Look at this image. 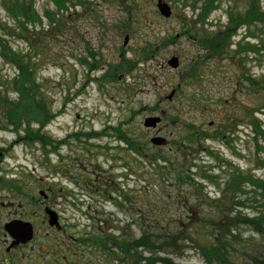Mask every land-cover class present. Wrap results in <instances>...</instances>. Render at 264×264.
<instances>
[{
  "label": "rangeland",
  "instance_id": "374dc122",
  "mask_svg": "<svg viewBox=\"0 0 264 264\" xmlns=\"http://www.w3.org/2000/svg\"><path fill=\"white\" fill-rule=\"evenodd\" d=\"M29 1L0 0V90L17 110L11 81L19 67L9 56L19 53L35 67L29 89L51 116L44 124L27 123L23 114L11 121L0 107V264H264V220L238 221L239 238L223 261L210 262L203 247L180 233L187 223L178 218L187 214L188 227L201 230L198 240L209 242L207 222L231 202L200 201L194 210L179 205L177 176L163 181L158 170L165 162L154 155L185 174L189 168L202 187L196 191L186 178L177 183L200 198L218 199L222 189L232 197L226 184L237 171L264 180V133L255 129L264 130V90L253 91L244 78L264 76V23L229 20L231 11L234 17L245 11L247 0H214L211 8V0H68L67 10L57 0H33L38 18L21 22ZM159 1L168 4L169 16L159 12ZM226 32L234 41L228 50L249 43L257 51L217 47L225 52L218 55L205 46L207 35L215 45L216 33ZM174 56L176 67L169 63ZM147 117L162 121L147 126ZM39 129L50 143L32 138ZM120 130L140 141L139 151L118 138ZM191 133L199 140L190 141ZM241 197L247 206L237 213H264V198L253 189ZM46 208L59 216L57 225ZM19 222L32 233L13 243L7 226ZM144 231L162 241L167 233L180 237L152 252L142 247V259L124 258L112 243Z\"/></svg>",
  "mask_w": 264,
  "mask_h": 264
},
{
  "label": "trees",
  "instance_id": "16d2710c",
  "mask_svg": "<svg viewBox=\"0 0 264 264\" xmlns=\"http://www.w3.org/2000/svg\"><path fill=\"white\" fill-rule=\"evenodd\" d=\"M68 0H57L59 7L62 9L66 10L68 9V3L65 4ZM209 1V0H208ZM214 0H211V2L209 3V7L211 8L214 3ZM262 0H247V6L245 11H240V16L234 17L233 15L236 12L231 11V13L229 14L230 18V23H234L238 24L237 20L240 19L239 22L244 21L245 18L248 19L250 18V22H252V18H256V21H253L255 23H264V6L262 5ZM204 6V3H203ZM202 6V7H203ZM34 7V1L30 0L29 3L27 5H23L25 10L24 12V20L21 22H27V23H31L32 20H35L38 18V14L36 12V10L33 8ZM10 10L15 14V16L18 18V14H17V5H13L12 8H10ZM51 14H49L50 16ZM202 15V13L200 14ZM242 16V17H241ZM237 19V20H235ZM56 20H54L53 17L50 18V23L53 24L55 23ZM222 31H219V33ZM251 32V31H250ZM219 33H216L217 37H218V44L213 45L212 42H216V41H212V39H214L213 37H211L213 34L211 35H207V37L203 38L205 39V46L206 47H210L213 48L212 50L217 53L218 55H221L223 52V50L218 51L220 48H225V50L227 52H229L230 54H241L244 53V55L247 54L248 50L252 51L253 49H255V51H257V48L255 46H253L252 44H241L239 43L238 45V49L235 50H228V47L230 48L231 45L234 43V41L231 40V35L229 33H227L225 36L224 35H218ZM252 34V33H251ZM221 37H227V38H221ZM218 45V46H216ZM212 46V47H211ZM218 47V50H217ZM209 49V48H208ZM210 50V49H209ZM22 55H20L19 53L13 52L11 54V59L14 61V63L18 64L19 67V71H18V76H16L11 83H13L15 89L18 90V104H17V110H15L13 104L14 102L11 101L9 99V97H5L4 96V92L3 90H0V107L1 105H4L5 110L8 109L9 113V120H13L14 117H18L19 115L23 114L26 117H23L27 123H30L31 120H35L38 123H42L44 124L46 122L47 119H50V112H47L42 105L36 100L35 96L37 97V92L35 90H30L29 88H31L34 84L35 78H34V73H35V67L32 66V64H30L28 61L23 60L22 58H20ZM195 65V64H194ZM196 66V65H195ZM195 66H192L191 69H194ZM119 68V66H118ZM192 73V71H191ZM244 78L250 83V87L252 88L253 91H260V90H264V76L261 79H256L252 76V74L246 75L244 74ZM7 83V82H6ZM43 110V111H42ZM17 119V118H16ZM21 125V123H19ZM44 126V125H43ZM41 126V127H43ZM256 130H257V134L261 135L264 133L263 128H260V125H256L255 126ZM31 136V135H29ZM119 139L126 141V143L128 144V146L130 147V149H134L136 151H139V146H141V143L139 140L134 139L130 136H128L127 133H125L124 131H119V135H118ZM32 137V136H31ZM198 135L196 134H189V140L190 141H198L199 139L197 138ZM28 138V137H26ZM33 139H40L43 144H47L51 142V139H49L45 134L41 133V129H39L38 131L34 132V135L32 137ZM123 138V139H122ZM29 139V138H28ZM162 153V152H161ZM154 155L156 156V161H160V159L164 160V164H162V168L159 166L160 170H158L159 172H161L160 178L163 181H166V177L172 173H174L177 178L176 180H174L175 185H177V187L179 188V194L176 196L177 198V203L181 202H185V207H192V209H198L199 206L201 205L200 201H203L202 205L204 203H208V200L211 201L213 203V206L215 207L214 203L215 202H222L223 199H228L231 202V206L230 208L227 210L225 208H222V210L219 211L218 213V217L215 218L214 222H211V219L207 222L208 226L211 228V233L209 232L207 237L209 242H206V240H198L199 238H197L198 234H200L201 230H199L198 232L195 231L194 229H192L191 227H188V223H189V219L187 218V214H186V218H182L179 217L178 218V222H186L187 224L185 226H180V233H183L185 236L188 235V237L190 239H192V241L197 242V245H199L200 247H203L202 250L205 252V256L207 257V259L211 262H213V260H227L226 257V252H228V246L230 245V241L233 239H237L239 238V236H237L236 232L238 229H235L237 226H239V224H236L238 221H244L245 223H247L248 221H250L251 224L253 225H260L259 222L264 220V213H261L256 215V218H248L245 217V214H242L241 211H238V213L236 212V210H241L240 207H244L247 206V202L246 199L244 197H241L242 193H249V191L256 192L259 195H261L264 198V180L262 179H258L256 178L252 173H250V171L248 172H235L232 174V177L230 178V180L227 181V188L228 189H232V197L230 196L229 192H227V190L222 189V196H220L218 199L215 198L214 200H210V198L208 197V195L206 194V196H202L200 198L198 193H191V191L189 190L188 187L184 188L183 190H181V187H179L181 184L177 183V182H183L185 181H192V183H190L191 185H196V187L194 186V188H196V191L199 190V187H202V181L198 180L197 182L194 181V179L191 178V176L189 175L190 169L188 168L187 172L188 174L183 171V167L182 166H177L172 160L163 157L162 154H158V152H154ZM159 155V157L157 156ZM262 161V160H261ZM156 164V163H155ZM175 164V165H174ZM160 165V164H159ZM262 166H264V161H262ZM163 169V170H161ZM166 171V172H165ZM210 177V176H209ZM213 177V176H211ZM210 177V178H211ZM195 178V176H194ZM202 179L206 178V173H204L201 177ZM191 179V180H190ZM196 179V178H195ZM246 183V184H244ZM189 185V184H187ZM252 185V187L250 186ZM190 187V185H189ZM251 187V190H249V188ZM226 189V188H225ZM247 189V191H246ZM237 197H241L240 199L236 200ZM232 199V200H231ZM254 200H257L256 197L253 198ZM262 203V202H259ZM254 205V204H252ZM232 209V211H231ZM231 211V212H230ZM232 215V213H234ZM231 215V217H229V215ZM206 219L209 218L208 217H204ZM239 219L236 221V219ZM213 219V218H212ZM193 223H196L195 221ZM206 226V225H205ZM202 228V227H201ZM235 232V233H234ZM172 233L174 235H172ZM172 233H167V235L165 237H163L166 240H161L160 237H157L156 234H154V232H147L144 231L142 233V236L139 239H132L133 241H127V240H122V239H117L113 238V242L112 243H118V252H120L121 254L123 253L124 258H126V254L130 255V259H132V257H137V259L139 257L144 256L141 251H139L142 247V249H147L150 252H152V250L156 249L158 246H164L170 243V241H174V243L177 242V237L179 236V234H177L176 232H172ZM180 237V236H179ZM160 238V239H158ZM103 247H107L108 243H104ZM119 254V253H118ZM132 254V255H131ZM119 257V256H118ZM127 259V258H126ZM149 259V257L147 258Z\"/></svg>",
  "mask_w": 264,
  "mask_h": 264
},
{
  "label": "water",
  "instance_id": "95a60500",
  "mask_svg": "<svg viewBox=\"0 0 264 264\" xmlns=\"http://www.w3.org/2000/svg\"><path fill=\"white\" fill-rule=\"evenodd\" d=\"M158 6L160 8V11L164 15H166V16L170 15L171 11H170V7L168 6L167 3L160 1ZM169 63L171 64V66L176 67L178 65L177 57H173L169 61ZM159 121H160V117H154V118L149 117L146 120V125L147 126H149V125L156 126L157 122H159ZM153 142L155 144H161L162 141L159 138H153ZM47 212L49 214L50 224L51 225H57L58 224V215L56 214V212L51 210V209H48V208H47ZM17 223H15V224L13 223L11 226H7V230L10 231L11 234L16 238L15 243H18L20 240H22L20 237H22V235H25L22 233H28L27 234V236L29 235L28 237H30V235L32 233V227L30 225H28L27 223H20L19 222L20 226H17Z\"/></svg>",
  "mask_w": 264,
  "mask_h": 264
},
{
  "label": "flooded vegetation",
  "instance_id": "af4514ba",
  "mask_svg": "<svg viewBox=\"0 0 264 264\" xmlns=\"http://www.w3.org/2000/svg\"><path fill=\"white\" fill-rule=\"evenodd\" d=\"M14 241H15V240H14ZM2 261H3V260H2ZM5 264H6V263H5ZM7 264H11V263L8 262Z\"/></svg>",
  "mask_w": 264,
  "mask_h": 264
}]
</instances>
